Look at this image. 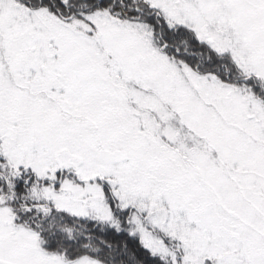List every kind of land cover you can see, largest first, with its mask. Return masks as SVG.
I'll list each match as a JSON object with an SVG mask.
<instances>
[{
	"label": "snow or ice",
	"instance_id": "1",
	"mask_svg": "<svg viewBox=\"0 0 264 264\" xmlns=\"http://www.w3.org/2000/svg\"><path fill=\"white\" fill-rule=\"evenodd\" d=\"M0 264H264V0H0Z\"/></svg>",
	"mask_w": 264,
	"mask_h": 264
}]
</instances>
